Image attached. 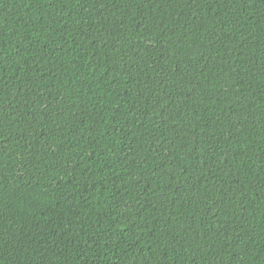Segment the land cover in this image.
<instances>
[{
	"label": "trees",
	"instance_id": "16d2710c",
	"mask_svg": "<svg viewBox=\"0 0 264 264\" xmlns=\"http://www.w3.org/2000/svg\"><path fill=\"white\" fill-rule=\"evenodd\" d=\"M0 264H264V0H0Z\"/></svg>",
	"mask_w": 264,
	"mask_h": 264
}]
</instances>
